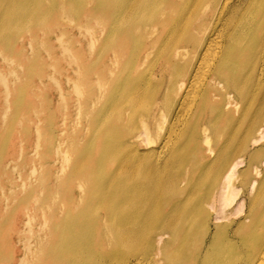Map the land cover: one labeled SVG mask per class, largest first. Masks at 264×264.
Here are the masks:
<instances>
[{
    "label": "bare ground",
    "instance_id": "obj_1",
    "mask_svg": "<svg viewBox=\"0 0 264 264\" xmlns=\"http://www.w3.org/2000/svg\"><path fill=\"white\" fill-rule=\"evenodd\" d=\"M235 260L264 264V0H0V264Z\"/></svg>",
    "mask_w": 264,
    "mask_h": 264
},
{
    "label": "rangeland",
    "instance_id": "obj_2",
    "mask_svg": "<svg viewBox=\"0 0 264 264\" xmlns=\"http://www.w3.org/2000/svg\"><path fill=\"white\" fill-rule=\"evenodd\" d=\"M67 38L68 34L64 36V40ZM82 41L83 39L81 38L80 42H73L71 48L77 49V47H81ZM27 55L30 59H32L33 57H38L39 55L44 59H48V57L50 56L47 54L46 51H43L42 49H34L33 51H27ZM62 55V52H59L58 50L51 52V56L54 57H60ZM29 65L34 66L33 63H30ZM64 65V63H60L58 67L62 68ZM70 66H74V64H70ZM21 69H25L24 65H22ZM50 69L52 70V68ZM45 75L46 79H43V83L37 81L35 82L38 88L36 89L34 98L43 110H54V105L59 106V112L55 111V113L58 114L56 118V123L60 125L62 130L60 132H56V137L57 139H64L67 135L74 134L83 122L82 111L77 109L75 105H72L73 103H75L76 99L80 97V95L75 92V88L78 84L76 83V85L73 87L69 83H66L64 76L58 72H45ZM51 75L60 77L59 79L62 84V94L59 89H54L51 87ZM19 83H26V78L22 77ZM61 115H66L67 118L62 119L60 117ZM62 150L64 151L60 153L58 157L60 158L61 163H65L67 165L74 157H76V154L71 150H66L64 148ZM232 263L240 264L238 260H235Z\"/></svg>",
    "mask_w": 264,
    "mask_h": 264
}]
</instances>
